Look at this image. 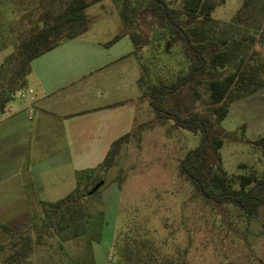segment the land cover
<instances>
[{
  "label": "rangeland",
  "instance_id": "1",
  "mask_svg": "<svg viewBox=\"0 0 264 264\" xmlns=\"http://www.w3.org/2000/svg\"><path fill=\"white\" fill-rule=\"evenodd\" d=\"M28 1L0 0V49L4 48L0 65L14 52L21 15ZM132 1L137 9L132 28L143 37L138 53L147 66V85L174 83L188 72L186 58L177 41L155 20L148 0ZM256 1L264 10V0ZM241 2L227 0L214 11L213 17L230 21ZM88 13L94 18L89 36L108 40L122 29L113 0L92 6ZM261 35L255 49L264 57V33ZM219 75L206 74L204 81ZM188 99L184 88L169 95L163 106L182 113ZM13 100L9 106L16 107L20 100ZM242 125L246 126L248 140L254 142L264 136V89L235 103L222 129L215 132L224 143L220 155L222 167L229 175L256 172L262 176L264 158L258 149L242 140ZM199 137L176 128L172 120L156 117L147 99L140 102L135 132L120 146L101 186L102 194L110 187L102 246L105 262L153 264L151 255L155 250L157 264L166 259H171L172 264H264V206L257 215H249L233 205L208 202L181 176L180 162L199 145ZM242 164L247 167L241 168ZM75 185L74 182L72 188ZM95 201L96 204L89 203V212L93 214L84 219L85 231L77 228V233L83 235L65 239L72 233L70 226L60 234L54 229L40 241L34 235L32 254L23 264H95L93 253L89 252L97 243L90 242L100 229L99 196ZM34 214L40 216L41 212ZM9 239L0 228V245H7ZM9 252H0V264H10L4 260Z\"/></svg>",
  "mask_w": 264,
  "mask_h": 264
},
{
  "label": "trees",
  "instance_id": "2",
  "mask_svg": "<svg viewBox=\"0 0 264 264\" xmlns=\"http://www.w3.org/2000/svg\"><path fill=\"white\" fill-rule=\"evenodd\" d=\"M104 1H28L21 15V29L14 52L5 57L0 65V114L14 101L12 97L18 90L27 88L32 61L66 41L86 35L94 23V18L88 13L89 8ZM113 1L118 7L122 29L112 42L123 36H128L133 42L140 62L138 85L142 97L149 101L156 117L163 121L172 120L176 128L200 136L199 145L180 162L181 176L206 201L233 205L249 215H257L264 206V174L229 175L222 167L220 155L224 143L215 132L222 129L233 103L264 87V57L255 49L264 33L263 8L256 0H242L231 20L225 22L214 18L213 13L227 0H148L155 20L177 41L189 69L174 83L147 85V66L138 53L143 37L132 28L137 19V9L132 0ZM3 50L1 48L0 52ZM209 73L220 75L205 82L204 76ZM184 88L189 96L184 112L176 113L163 106L169 95ZM245 129L246 126L242 125V140L258 149L264 158V136L252 142L246 138ZM134 132L114 142L105 160L97 167L78 171L76 187L67 196L55 202L42 203L41 215L34 216L27 229L17 231L7 225L0 226L10 237L7 245H0L1 253L10 250L4 258L5 262L23 264L32 254L34 235L40 241L46 233L54 229L59 233L66 226L71 227L72 233L65 239L83 235L77 233V228L85 231L84 219L93 214L89 212V203L96 204L98 196L100 229L90 244L101 241L105 205L101 187H96L105 180L120 146ZM240 167L246 168L247 165ZM154 251L152 263L157 264ZM89 253H92V247ZM163 264H172V260L166 259Z\"/></svg>",
  "mask_w": 264,
  "mask_h": 264
},
{
  "label": "crops",
  "instance_id": "3",
  "mask_svg": "<svg viewBox=\"0 0 264 264\" xmlns=\"http://www.w3.org/2000/svg\"><path fill=\"white\" fill-rule=\"evenodd\" d=\"M114 38L86 34L32 61L33 95L0 114V226L27 229L42 203L67 196L78 171L97 167L114 142L135 130L146 99L140 62L128 36ZM104 228L92 247L95 264H110L102 255Z\"/></svg>",
  "mask_w": 264,
  "mask_h": 264
},
{
  "label": "built area",
  "instance_id": "4",
  "mask_svg": "<svg viewBox=\"0 0 264 264\" xmlns=\"http://www.w3.org/2000/svg\"><path fill=\"white\" fill-rule=\"evenodd\" d=\"M31 95H33V90L31 89H24V90H19L17 91L14 95L13 98L15 100H20V101H25L27 100Z\"/></svg>",
  "mask_w": 264,
  "mask_h": 264
},
{
  "label": "water",
  "instance_id": "5",
  "mask_svg": "<svg viewBox=\"0 0 264 264\" xmlns=\"http://www.w3.org/2000/svg\"><path fill=\"white\" fill-rule=\"evenodd\" d=\"M102 185H103V181L100 182V183L97 185L96 189H98V188L101 187Z\"/></svg>",
  "mask_w": 264,
  "mask_h": 264
}]
</instances>
